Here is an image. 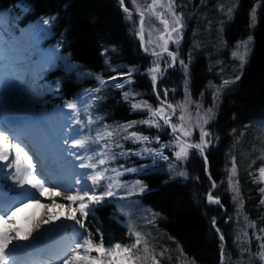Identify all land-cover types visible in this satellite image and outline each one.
<instances>
[{"label": "snow or ice", "instance_id": "snow-or-ice-1", "mask_svg": "<svg viewBox=\"0 0 264 264\" xmlns=\"http://www.w3.org/2000/svg\"><path fill=\"white\" fill-rule=\"evenodd\" d=\"M118 4L125 13V19L132 22V31L139 38L140 47L154 58L143 73L135 67L118 72L105 56V64H109L110 70L116 74L107 79L97 75L95 79L98 86L86 90L85 97L65 101L63 107L57 108L52 114L24 117L11 122L0 121V264H160L168 249L157 252L149 243L147 235L131 224L127 226V235L133 240L128 243L113 242L111 238L106 243L99 228H96L95 233L90 230L92 221L96 219L97 206L117 196L120 189H130L128 195H132L136 188L141 192L145 190L146 186L139 180L130 186L120 180L125 173L140 169L125 167L123 163L113 166L118 160L126 159L130 155H149L170 161V157L164 154V149L167 148L174 157L169 162V171L187 179L188 172L180 165L189 159L191 150H195L203 158L204 171L211 182L206 194L208 204L224 207L219 196L214 195L217 183L208 170L209 159L206 153L208 146L213 143V134L206 126L215 116L216 101L222 90L235 84L240 75L225 78L221 84L215 86L210 82V86L215 87L211 107L204 109L202 103L190 101L188 78L191 60L186 63L179 57L178 48L169 49L170 43L177 46L180 44L186 27L183 13L176 10L179 7L177 0H151L143 5L139 0H129L131 7L125 5V0H118ZM233 12L234 8L228 9L226 15L229 19ZM134 13L138 19H133ZM149 17H154L163 26L162 30L153 27L146 33L145 25ZM54 19L42 18L31 29V34L46 35ZM250 19V26H254L255 7L250 13ZM153 31L157 32L155 39ZM23 35L22 33L19 39ZM250 42L251 37L239 41L231 53L232 58L239 61L241 72L248 63ZM34 46L29 44L20 47L19 40L15 37L7 47L0 46V92L9 89L19 95L20 92L30 89L38 94L37 78L48 65L58 59H65L59 55L57 47L42 54L45 57L44 63L33 61ZM162 61L164 67L161 66ZM177 63L185 76V98L181 103L173 104L168 102L170 90L160 88L159 81L163 79L168 68H175ZM134 74H144L150 78L152 91L159 104L153 107L147 101H135L138 93L124 91L122 94L130 103L131 109L146 110L147 119L116 125L101 123L91 112L95 101L101 98L94 94L101 92L111 81H118L112 87L124 89L126 85L134 82ZM192 103H195L194 114L190 111ZM65 108L67 112L64 111ZM173 117H176L175 121ZM137 125H147L158 130L170 128L172 140L160 144L159 135L152 138L137 131H129ZM194 130L199 131L198 141L191 140ZM126 141L142 144L144 147L138 151L125 149ZM153 142L160 147L147 146ZM226 171L229 190L234 193L232 200L238 204L239 216L243 202L240 198L239 181L234 179L238 171L234 156L231 167ZM257 172L258 175L253 176V182L264 183V164ZM259 191L262 194L260 203L264 204V187ZM42 198L44 202H41ZM29 206H38L43 211L30 229L26 230L17 225L15 216L22 208ZM156 215L158 214H152ZM231 219L232 217L228 218ZM243 219L245 227L254 230L259 244L258 251L253 253L248 233L241 230L243 238L239 234L236 237L241 261L245 253H248L249 261L256 257L264 261V228L256 232L255 221L249 220L247 215ZM152 222V219H148V223ZM211 225L221 241L220 264H224L226 256L230 258L224 244L225 235L217 227L215 216L211 219ZM97 235L99 240L95 238ZM245 244L248 247H244ZM178 248L187 262V254L179 245ZM191 264H195L194 258Z\"/></svg>", "mask_w": 264, "mask_h": 264}, {"label": "trees", "instance_id": "trees-1", "mask_svg": "<svg viewBox=\"0 0 264 264\" xmlns=\"http://www.w3.org/2000/svg\"><path fill=\"white\" fill-rule=\"evenodd\" d=\"M20 1L27 2L31 7V12L24 18H28L25 22L28 23V26L31 21H35L37 18L54 17L52 30L53 34L61 41L62 52L69 54L72 61L90 68L94 73L101 74L104 63L102 60L101 65L99 52L105 46L116 47L118 57L123 58L122 62L125 61L128 68L139 64L136 57L140 53L139 45L135 44L133 49L130 37L126 34L127 29L123 25L122 14L119 13L117 7L115 8L113 0H0V7L10 11V9L17 8ZM198 2L199 0H177L179 7L176 9L183 13L186 25L184 33L188 38V48L181 50V59L186 63L190 58L192 60V64H189L188 91L190 92L189 98L195 99V102L204 105L208 101L209 96H204V88L210 78L205 76V60L200 55H195L190 43H204L206 33L210 34L215 25L222 23L223 26V22L226 21H228L226 28L224 30L222 27L220 28V30L222 29L220 31L222 39L224 38L226 42L230 41V38L242 40L251 37V53L248 63L242 72H228L226 75V78L240 75V79L236 82L238 87L233 93L226 94L219 99L214 109L215 116L206 126L207 130L213 134L211 137L213 143L208 146L206 154L212 177L216 183L221 179L226 178L227 180L226 169L231 167L233 156L238 168L237 176L234 179L239 181L240 198L243 202L241 220L237 223L234 221L225 223V221H229L228 218L235 211V207L233 204L229 205L230 201L226 204V197L221 196V203L226 209V214L217 223V227L225 235L226 252L230 254V258L226 256L224 264H260L258 257L249 261L248 253L244 254L241 261L240 252L236 247V237L239 234L243 238L245 229L243 217L245 215L249 220L255 221L256 232L260 228H264V204L260 203L262 194L259 191L262 186L260 183L253 182V176L258 175L257 169L264 164V159L261 158L262 154L257 155L258 160H255L251 166L253 175H249L250 172L244 168V160L248 156H251L250 160L254 157L251 155L254 140L256 138L259 140L264 134L263 131L259 137L253 134V127L255 125L262 127L261 122H264V0H236L232 2L230 0H207L206 8L199 5ZM232 6L234 12L232 18L229 19L226 13ZM253 7L256 8V22L254 26H250V13ZM219 12L222 13L221 16ZM224 16L225 18H223ZM37 23L35 22L31 28L33 29ZM196 27L198 28L196 29ZM31 28H29V32L32 37ZM193 28L195 34L189 38L188 33ZM225 45L227 46V44ZM211 63L213 62L211 61ZM139 70L141 71V68ZM178 70V72L168 73L160 85V88L170 90L168 102L173 104H179L185 98V76L181 68ZM193 70H200V72L194 74ZM101 76L107 79L112 75ZM147 77L145 76L144 80H141L139 75L135 76L133 81L136 83L133 85L145 94L144 99L155 102L151 82L146 80ZM44 79L45 82L42 81L43 90L47 94V105L51 106L53 104L60 105L77 97H85L86 90L98 86L97 81H86L81 85H76L72 74H63L57 70L46 73ZM54 83L61 85L58 92L53 86ZM113 84L115 81H111L101 92L94 94L101 98L95 101L91 109L92 115L98 118L101 123L110 125L146 119L145 112L133 111L130 103L125 100L123 92L112 87ZM140 100L141 98L138 99V101ZM206 104L208 105V103ZM96 126L98 125H94V127ZM129 131H137L152 138L159 135V140L163 141V144L172 140L168 130H158L147 125H137ZM236 136H242L241 141L245 143L241 145L244 156V160L241 159V161L238 159V156L241 155L240 147L238 148L235 142ZM198 138L199 133L193 132L191 140L198 141ZM154 143L151 144V147H156L157 144L154 145ZM124 147L133 151L139 150L138 145L131 141L124 142ZM258 147L260 148L259 144ZM121 163L125 167L144 166L147 169L146 163L149 164L152 161L130 155L126 159L118 160L113 166H118ZM180 167L188 172L187 179L155 174L148 175L144 179L146 188L139 198L144 205L159 216L157 227L151 228L148 235L151 236V241L158 252L165 248L168 249L164 258L160 260V264H180L179 261L185 260V257L180 254L178 245L187 254L188 264H191L193 258L195 264H219L221 243L212 228L211 219L214 216L217 218L221 212L218 208L206 204V194L210 189L211 182L205 176L204 163L201 157L191 150L189 159ZM126 176H128L127 173L123 175L124 179ZM214 195L219 196L217 188ZM229 197L232 199L230 195ZM101 210L103 211H98L100 214L98 223L99 229L105 236V242L111 238L113 242L127 243L129 239L125 231L111 221L109 210L107 208ZM247 233L251 239V251L255 253L258 251L259 241L255 239L252 228L249 227ZM243 246L248 247L247 244ZM169 257L171 258L169 259Z\"/></svg>", "mask_w": 264, "mask_h": 264}, {"label": "rangeland", "instance_id": "rangeland-1", "mask_svg": "<svg viewBox=\"0 0 264 264\" xmlns=\"http://www.w3.org/2000/svg\"><path fill=\"white\" fill-rule=\"evenodd\" d=\"M206 1L207 0H199L198 3H199V5H202V6H204L206 8V4H207ZM209 1H211V0H209ZM232 1H236V0H230V2H232ZM112 2H114L115 8L117 7L118 10L120 11V9L118 7L119 6L118 0H113ZM150 2H151V0H139V3H141L142 5L145 4V3H150ZM227 2L229 3V1H227ZM125 5L131 7L129 5V0H125ZM230 8H233V6L230 7ZM119 13L122 14L123 25L127 29L126 34H128V37H130V43L133 44V49H134L135 46H136L135 44L139 45V43H138V42H140L139 38L136 35H134V32L132 31V22L126 20L125 19V14H123L121 11ZM219 13H220V16H221L222 13L221 12H219ZM223 18H225V16ZM133 19L135 20V19H138V18L135 16V18H133ZM226 22H228V21H226ZM226 22H223L224 23L223 26H222V23L221 24L218 23L217 25H215L216 28L214 27V29L211 30L210 34H208L209 32L206 33V35L204 36V41H205L204 43H199V44L190 43V45L192 47V50L194 51L195 55L196 56L200 55L205 60V68H206L205 76L210 78L208 80V83L206 84V87L204 88V96L205 95L209 96L208 101H206V103H208V105L205 103L204 104V109H206L208 107H211L212 104H213V92L215 91V87H211L210 86V82H211V84L213 86L219 85V84H221L222 80L226 78V75H227L228 72H236L237 71V72L240 73V71H241L239 69V61L234 60L232 58L231 53H232V51L234 50L235 46L237 45V43L239 41L248 40V37L243 38L242 40H239V38L237 40L236 39L232 40L230 38V41L227 40V42H226V40H224V38L222 39V35H221V32H220V31H222V29L220 30L221 27L223 28V30H224V28H226ZM145 26H146V33H147L148 30L153 29V27H155V29H160V30H162V27H163L162 25H160L158 23V21L154 17H149L146 20V25ZM197 28L198 27H196V29ZM196 31L198 32L199 30H196ZM193 34H195V29L194 28L189 31V33H188L189 38H191V36ZM156 35H157V32L153 31V39H155ZM185 35L186 34L184 33L183 34V39L180 41V44L178 46H176L178 49H179L180 46L184 47V49H186V47L188 48V46H187L188 38H186ZM132 44H130L131 47H132ZM225 44H227V46ZM250 44H251V42H250ZM250 44H249V48H250ZM105 50H107V51L105 52ZM116 51H117L116 47L112 48V46H110V47L109 46H107V47L105 46V47H103L102 51L99 52L100 53L99 56H100V59H101V65H102V60H103V63H104V65L102 66V69H101V74H99V75L106 76V75H115L116 74V73H113L110 70L109 64L112 65V66H115L117 68L118 72H124V71H127L129 69L127 67V65L125 64L126 62L125 61H124L125 63L122 62L123 58L122 57H118V53ZM188 55H189V51H188ZM105 56H107L109 58V64H105ZM200 56H199V58H200ZM136 57H137V62H139V64L137 66L135 65V68H137V69L141 68L140 73H143L144 70L149 67V65H150L152 60H144L143 61L144 58L141 57L140 53ZM165 59H167V56H165ZM190 60H191V58H190ZM211 61L213 63H211ZM191 62H192V60H191ZM215 63H216V68H215ZM191 64L192 63H190V65ZM161 66L162 67L164 66L163 61L161 62ZM130 68H132V67H130ZM89 69L90 68L87 69V72H89ZM198 72H200V70L199 71H196V70L194 71L193 70L194 74L198 73ZM138 75H139L141 80H144L143 78L145 76H147V75H144V74H134L133 78L135 76H138ZM87 77L90 78V77H96V76L93 75L92 73H89V74H87ZM27 78L28 77L26 76L25 79H27ZM146 80L151 82L148 77L146 78ZM146 80H145V83L147 84ZM116 82H118V81H115V83ZM135 83L133 82L131 85H126V87L124 89H120V90L122 92H124V91H134V92L138 93V95L135 96V100L138 101V99L141 98V100L147 101L153 107H156L159 104V101L156 100L154 102V101L149 100V99H147V100L144 99V95L145 94L143 92L139 91L136 88V86H134ZM237 85L238 84L235 83V84L229 86V88L223 89L221 95L219 96V99L222 98L226 94L233 93V91L238 87ZM5 92H8V95L12 93L11 94V100H10V103H9L10 109H14L13 106L17 107V104H20L23 101H27L28 95L30 94L29 90H24V91L20 92L19 95H17V92L14 91V90L6 89ZM131 99L132 98L130 97L129 100H131ZM154 99H155V97H154ZM189 99H190V101H194L195 102V99L194 100L192 98H189ZM219 99L216 101V105H217V102L219 101ZM182 101H184V100H181L180 103ZM195 110H196L195 109V103H192L190 105V111L194 114ZM138 111H142V110H138ZM179 111L180 110L178 108L177 109V113L178 114H179ZM143 112H146V110H144ZM147 117H148V113L146 112L145 113V118L147 119ZM173 120L175 121L176 117H173ZM162 123L163 122L161 121V124ZM262 127H263V125H262ZM262 127L259 126V125H255L253 127L254 128L253 129L254 130L253 134L256 137L257 136L259 137L262 134V131L264 132V127L263 128ZM167 129H168L167 127L164 128V130H167ZM193 132L199 133L198 130H194ZM239 134H241V133H239ZM239 134H237V135H239ZM241 138H242V136H236V141H235L236 144L238 145V148L240 147L239 150H240V155L241 156L240 157L238 156L239 161H241V159L244 160V156L242 154L243 152H242V149H241V145L245 144V143H242V141H241L242 139ZM257 140H258L257 138L254 140L255 143L252 145L253 147L251 149V155L254 156V157L250 160L251 156H248L247 159L244 160V164H245L244 168L247 169L252 174H253V172H252V167L251 166L254 164L253 161L258 160L257 155H259L261 153L262 157H264V134H263L262 137L259 138L258 141ZM160 144H163V141H160ZM258 144L260 145V148L258 147ZM137 145H138V149L139 150L142 147H144V145H142V144H137ZM154 145H156V143H154ZM157 145H156V147H160V145L159 146H157ZM147 146L151 147V144L147 145ZM164 154L168 155L170 157V161L172 160L173 156H172V153H171V151L169 149L165 148L164 149ZM190 155H191V152H190ZM137 157H139V159H149L152 162H160L162 165H165L164 169L158 170L156 168V164H155L154 167L152 168L151 173H158V174H161L163 176L166 175L167 177H170V178H172V177L178 178V179L181 178L180 176H176L175 172H170L169 171V162L170 161H165V160H162V159H160L158 157H152V156H149V155L137 156ZM208 166H209V164H208ZM139 169H140V171H137L136 172L137 174L142 171V167L139 168ZM208 170L212 174L210 166L208 167ZM205 176L208 178V175H206V172H205ZM137 180L141 181L142 183L144 181L143 179H140L139 177H135V178H130L128 180H123L121 182H126L130 186V185L134 184L135 181H137ZM222 181H223V183H221ZM260 184H261L262 187H264V183H260ZM129 190L130 189H120L119 192L117 193V196L126 197V198L122 199L121 201H119V202H117L115 204V206H114L115 215H116L117 218H119L120 222L123 223L126 226V228H125L126 229V233L128 232V227L127 226L129 224H131L135 228H137V230H140V231H142L145 234V230H147V229H144V226L148 227L149 224H150V223H148V219H152V221H153L152 223H154V221L156 220L157 217L156 216H152L153 213L149 209H147L144 206H142L140 204V202H138L137 200L130 199V197L132 195H134V193L140 191L139 188H136L132 195H128L127 194ZM217 192L219 193V198L220 199H221V196L226 197V199H227L226 204H227V202L230 201L231 203H229V205L233 204L234 205L233 207H235V211L230 216V217H232V219L229 220L228 222H231V221H234L235 223L239 222L241 220L240 218L242 216V209H241V211L239 213V216H238V214H237V206H238V204L234 203L233 200L230 199V197H229V195H230L231 198H232L234 193L229 190L228 181L226 180V178L225 179H221V181L217 183ZM225 213H226V209H225ZM25 216L26 215L23 216L24 220L26 222H29V220L27 218H25ZM219 217L220 216H218L217 218H219ZM233 218H235V219L233 220ZM220 220H221V218L219 219V221ZM30 223L32 224V221ZM213 230L215 231L214 228H213ZM244 231L248 232L249 231V227L248 228L245 227ZM130 239H131L130 240V242H131L133 240V238L130 237ZM155 249H156V247H155ZM156 251H157V249H156ZM179 258H181V257L179 256ZM179 263L180 264H188L189 262L188 261L186 262L185 260H183V261H179ZM260 264H264V261L260 260Z\"/></svg>", "mask_w": 264, "mask_h": 264}, {"label": "bare ground", "instance_id": "bare-ground-1", "mask_svg": "<svg viewBox=\"0 0 264 264\" xmlns=\"http://www.w3.org/2000/svg\"><path fill=\"white\" fill-rule=\"evenodd\" d=\"M92 57V56H91ZM216 190V189H215ZM214 190V191H215ZM59 199V198H58ZM43 211V209H41L40 207L36 206L34 208V210H32V215L30 214V216L32 217L33 221H35L36 218H38L41 214V212ZM24 218V217H23ZM33 223V222H32ZM29 226L31 227V223L29 224ZM22 228H26V226H22Z\"/></svg>", "mask_w": 264, "mask_h": 264}, {"label": "water", "instance_id": "water-1", "mask_svg": "<svg viewBox=\"0 0 264 264\" xmlns=\"http://www.w3.org/2000/svg\"><path fill=\"white\" fill-rule=\"evenodd\" d=\"M123 11V10H122ZM207 204H208V202H207ZM208 205H210V204H208ZM214 206H216V207H218L220 210H221V215H220V217L217 219V222L219 221V219L220 218H222L223 217V215H224V213H225V209L224 208H221L219 205H214ZM217 234V233H216ZM217 236H218V234H217ZM219 237V236H218Z\"/></svg>", "mask_w": 264, "mask_h": 264}]
</instances>
